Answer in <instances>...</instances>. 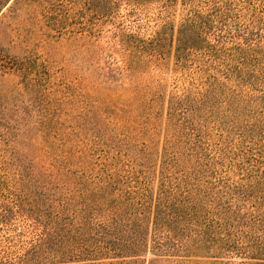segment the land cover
<instances>
[{
    "label": "rangeland",
    "instance_id": "1",
    "mask_svg": "<svg viewBox=\"0 0 264 264\" xmlns=\"http://www.w3.org/2000/svg\"><path fill=\"white\" fill-rule=\"evenodd\" d=\"M11 4L0 10V264H22L24 254V264H49L58 262L60 232L76 222L88 179L104 170L125 187L153 175L166 138L181 150L191 131L181 117L168 124L169 99L206 88L213 76L225 81L227 70L234 78L241 54L231 42L208 39L207 53L177 65L170 44L183 0H31L18 16L3 17ZM159 33L166 38L156 47L160 56L141 47ZM223 107L189 120L205 146L224 152L213 169L231 186L233 202L245 206L226 220L233 251L156 257L154 264H264V213H245L250 204L238 197L250 166H227L245 148L264 156V117L247 128L257 106L242 103L230 115Z\"/></svg>",
    "mask_w": 264,
    "mask_h": 264
},
{
    "label": "trees",
    "instance_id": "2",
    "mask_svg": "<svg viewBox=\"0 0 264 264\" xmlns=\"http://www.w3.org/2000/svg\"><path fill=\"white\" fill-rule=\"evenodd\" d=\"M9 1L0 0V10ZM30 1L12 0V13L3 17L18 16L23 4L27 7ZM183 1L185 14L170 44L176 64L182 66L189 57L207 53L208 39L231 42L241 54L234 78L230 77L233 71L227 70L222 73L225 81L213 76L206 88L185 89L183 95L169 99L168 124L181 117L191 131L180 140L181 150L166 138L153 175H143L125 187L118 186L114 176L104 170L88 179L90 185L82 190L76 222L60 232V249L53 254L58 262L49 264H114L102 263L110 258H134L131 262L138 264L142 256L147 264H154L156 257H216L233 251L227 242L226 220L245 206L233 202L231 186L213 169L222 162L224 152L205 146L197 131L199 125L189 119L202 111L209 115L219 105L230 115L242 103L258 107L250 112L247 128L264 117V0ZM164 39L159 33L143 41L141 47L152 46L160 56L156 47ZM4 57L0 49V71ZM250 58L258 67H247ZM249 71L254 75L251 80ZM218 89H223L222 97H218ZM231 151L225 153L233 154ZM234 161L250 166L238 196L244 205L250 204L245 213H264L263 154L245 148L229 158L227 166L233 167ZM150 177L157 183L154 190L149 186ZM28 261L29 255H22L20 262Z\"/></svg>",
    "mask_w": 264,
    "mask_h": 264
}]
</instances>
